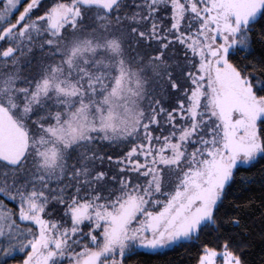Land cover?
I'll return each instance as SVG.
<instances>
[{
	"label": "snow or ice",
	"instance_id": "6c2138e0",
	"mask_svg": "<svg viewBox=\"0 0 264 264\" xmlns=\"http://www.w3.org/2000/svg\"><path fill=\"white\" fill-rule=\"evenodd\" d=\"M261 162L264 0H0V264H250Z\"/></svg>",
	"mask_w": 264,
	"mask_h": 264
},
{
	"label": "trees",
	"instance_id": "16d2710c",
	"mask_svg": "<svg viewBox=\"0 0 264 264\" xmlns=\"http://www.w3.org/2000/svg\"><path fill=\"white\" fill-rule=\"evenodd\" d=\"M116 149V148H115ZM115 149H106L113 152ZM117 151V150H116ZM247 167V166H245ZM261 169H264V162L257 163L248 175L259 176ZM257 191L250 193L255 198V207L246 210V214L251 217L255 228L251 236V246L245 251V258L250 264H264V239L261 237L260 224L264 220V208L260 207L259 186ZM197 249L194 244H187L182 248L166 250V255H160L151 261V264H195ZM145 256H137L128 261V264H144Z\"/></svg>",
	"mask_w": 264,
	"mask_h": 264
},
{
	"label": "rangeland",
	"instance_id": "374dc122",
	"mask_svg": "<svg viewBox=\"0 0 264 264\" xmlns=\"http://www.w3.org/2000/svg\"><path fill=\"white\" fill-rule=\"evenodd\" d=\"M112 149H115V147L111 148L110 150H112ZM105 150H106V149H105ZM116 150H117V149H115V150L113 151V153H115ZM10 264H19V259H17V260H13V261H10Z\"/></svg>",
	"mask_w": 264,
	"mask_h": 264
}]
</instances>
